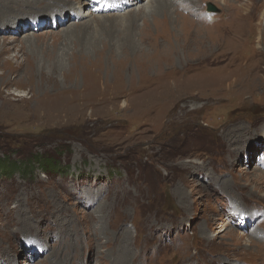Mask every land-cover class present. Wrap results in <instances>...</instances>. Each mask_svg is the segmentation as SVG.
Masks as SVG:
<instances>
[{
    "label": "rangeland",
    "instance_id": "obj_1",
    "mask_svg": "<svg viewBox=\"0 0 264 264\" xmlns=\"http://www.w3.org/2000/svg\"><path fill=\"white\" fill-rule=\"evenodd\" d=\"M118 4L0 0V264H264V0Z\"/></svg>",
    "mask_w": 264,
    "mask_h": 264
},
{
    "label": "bare ground",
    "instance_id": "obj_2",
    "mask_svg": "<svg viewBox=\"0 0 264 264\" xmlns=\"http://www.w3.org/2000/svg\"><path fill=\"white\" fill-rule=\"evenodd\" d=\"M120 1V4H118V6H117V8L118 9H123V8H127L128 6H138V9L137 10H134V16L136 17L137 15L136 14H138V15H140V14H142V15H147V14H149V13H151L152 12V10H155V8H157L158 7V5L159 4H162V5H166V3H167V1L168 0H158L159 1V4H157V6L155 7V5L153 6H148L149 4L147 3L146 5H145V7H139V5H141V2L143 1V0H119ZM154 1V0H153ZM151 3V2H150ZM158 3V2H157ZM104 5H102V7H103ZM162 8V7H161ZM208 9V8H207ZM208 11H209V9H208ZM87 27V26H86ZM212 56V55H211ZM211 56H208L205 60L206 61H209V60H211L210 58H211ZM215 60H212L211 62H209V64H211V65H215L216 64V62H214ZM213 71H219V69L216 67V66H213Z\"/></svg>",
    "mask_w": 264,
    "mask_h": 264
},
{
    "label": "water",
    "instance_id": "obj_3",
    "mask_svg": "<svg viewBox=\"0 0 264 264\" xmlns=\"http://www.w3.org/2000/svg\"><path fill=\"white\" fill-rule=\"evenodd\" d=\"M208 9H209V11H214L215 10V8L213 7V6H208Z\"/></svg>",
    "mask_w": 264,
    "mask_h": 264
}]
</instances>
